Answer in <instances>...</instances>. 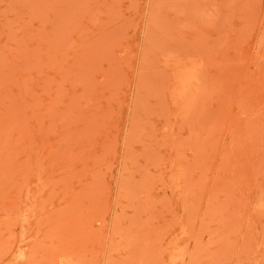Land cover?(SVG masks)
<instances>
[{
    "label": "rangeland",
    "instance_id": "374dc122",
    "mask_svg": "<svg viewBox=\"0 0 264 264\" xmlns=\"http://www.w3.org/2000/svg\"><path fill=\"white\" fill-rule=\"evenodd\" d=\"M0 264H264V0H0Z\"/></svg>",
    "mask_w": 264,
    "mask_h": 264
}]
</instances>
